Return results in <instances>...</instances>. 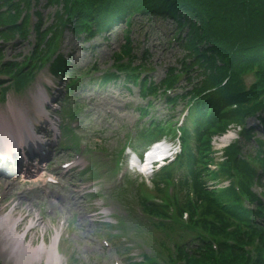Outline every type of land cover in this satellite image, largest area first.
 <instances>
[{
    "label": "trees",
    "instance_id": "obj_1",
    "mask_svg": "<svg viewBox=\"0 0 264 264\" xmlns=\"http://www.w3.org/2000/svg\"><path fill=\"white\" fill-rule=\"evenodd\" d=\"M31 4L32 0H0L2 41L27 38ZM47 4L56 10L45 28L42 12H34L36 43L31 56L2 64L4 47L0 45V72L14 81L16 89L23 88L46 65L55 75L67 73L68 92L60 112L67 121L78 118L83 109L79 102H72V92L86 84L60 50L65 30L91 41L114 25H131L130 19L138 16L148 20L170 18L180 29L188 26L186 35L176 39L185 59L191 60L184 61L182 67L190 71L189 81L191 72L197 70L195 65L203 69L205 79L185 94L192 102L186 122L178 127L173 119L164 122L151 118L138 130L135 141L145 146L179 130L182 151L154 173L151 187L146 180L128 177L121 192H136L144 213L171 219L168 225L160 224L173 241L167 264H264V191L258 195L253 189L264 187V138L257 136V126L248 125V120L256 117L264 129V0H47ZM131 43L127 36L101 83H116L122 78L128 84L138 83L140 65L134 66ZM177 72L176 67L170 68L160 85L173 87L179 79ZM249 75L253 81L248 85ZM6 81L0 79V86ZM139 85L143 97L158 93L159 86L147 76ZM179 98L168 96L167 100L175 105ZM140 111L145 115L148 107ZM231 124L241 126L240 137L225 148L222 160H216L210 140ZM250 145L255 146L254 152ZM209 163H217L218 170L211 171ZM210 180H229L230 185L211 189ZM169 185L174 188L172 195ZM127 264L165 263L146 256Z\"/></svg>",
    "mask_w": 264,
    "mask_h": 264
},
{
    "label": "rangeland",
    "instance_id": "obj_2",
    "mask_svg": "<svg viewBox=\"0 0 264 264\" xmlns=\"http://www.w3.org/2000/svg\"><path fill=\"white\" fill-rule=\"evenodd\" d=\"M35 9L40 10L43 14V26H49L55 6L47 4V0H40L36 6H33V10ZM33 20L36 19L33 18ZM126 29L124 24L115 25L109 33L98 35L91 42L74 36L69 30L63 34L61 51L70 60V65L83 72L97 68L91 72V75L86 74L83 77L84 81H88L86 83L89 86L79 88L72 93L77 97L75 101H81L84 108L80 114L81 119L73 121L71 129H76L74 132L79 133L83 145L97 148L95 150L98 152L82 155L75 148L67 146L70 150H59L55 147L56 155L53 158V166L49 169L38 173L34 168L26 176H21L18 179L0 176V216L10 213V219L15 226H19L18 229L14 228V235L24 237L26 232H29L27 238H23L22 243L25 247H36L44 241L50 243L56 232L60 231L58 252L62 257V264H126L128 255L132 256L134 260H141L142 251L149 253L153 248L159 252L160 257H165L168 254L166 249L168 238L161 231L144 224H142L143 242L132 236L130 231L128 235L132 244L118 240L114 245L108 236L103 234L122 230L120 226L110 227L103 222H114L113 215L124 214V211L123 206L104 196L105 190L111 187L120 175L109 181L107 175H102L104 168L101 167L111 162L123 146H127L128 133L134 134L138 125L148 119V117H140L138 107L146 105L151 99L153 100L151 114L160 118L171 114L177 118L181 115L183 107V103L180 102L174 110H171L168 109L169 106H166L164 99L151 97L142 99L138 87L132 86L130 90H127L123 85L117 86L113 83L103 87H94L93 80L100 79L114 63L113 54L118 52L125 43ZM175 33V25L169 18L147 20L137 17L134 19L130 33L133 41V53L138 62L143 56L145 57L143 60L147 61L148 72L154 81L162 80L167 70L176 66L178 60L183 56L179 45L172 39ZM33 41L34 36L30 38V42L24 41L15 47L7 48L6 58L17 57L16 60L21 61L25 55L30 54ZM90 76L94 79H91ZM0 77H5V75L0 74ZM252 78V75L247 77L248 83L252 81ZM55 82L57 83L56 88H59L61 83L63 86L64 80L54 78L48 66H45L40 70L36 80L24 91L16 92L10 89L7 99L0 100V130H10L15 133L17 129L13 130L11 125L13 121H22L19 113L22 109L29 108L30 118L33 121L38 118L41 114V111H38V101L41 98L39 93L44 88L47 90L52 87ZM186 86V78L183 77L172 93H180ZM58 105H60L59 102ZM12 106L17 111L13 110L16 115L11 112ZM47 115L54 116L55 122L58 123L53 131L52 142L55 143L59 140L60 143L62 141L63 144L72 146L65 138V136L68 137L67 133L64 135L59 131L57 114L54 115L49 110ZM23 128L22 126V130ZM259 130V137L264 138V129L259 128ZM72 135L74 133H71V137ZM229 135H233V137L228 138ZM237 137V132L231 130L219 138L214 147L221 149L230 140ZM253 148L254 146H251L250 150L252 151ZM128 152L129 150H127V154ZM75 155H82L84 162L74 172L59 173L57 184L48 183L46 178L40 179L41 175L51 174L53 171L58 172L55 164ZM91 163L98 167L96 171L98 176L85 181H73L75 173L80 172V169L86 165L90 166ZM125 172L126 174L130 173L129 176L138 182H141L143 178H148L147 186H152L149 176L142 177L139 172L131 171L126 164L121 174ZM89 184H93V186L91 187ZM34 218L35 228L29 231ZM127 223L135 224L132 220H128ZM22 254L21 261L28 264L29 254L27 252ZM72 257L78 260L73 261ZM0 263L15 264L10 257L8 243L1 237V231Z\"/></svg>",
    "mask_w": 264,
    "mask_h": 264
},
{
    "label": "bare ground",
    "instance_id": "obj_3",
    "mask_svg": "<svg viewBox=\"0 0 264 264\" xmlns=\"http://www.w3.org/2000/svg\"><path fill=\"white\" fill-rule=\"evenodd\" d=\"M42 93V92H40ZM14 109L12 108V111ZM21 122H14L15 129L21 130L22 126L24 127L23 130L26 132L30 131L31 122L25 118ZM5 124L4 122H2ZM26 136V135H25ZM228 138L233 137V135L227 136ZM163 147H156L154 150L155 155L161 154L163 152ZM151 154L148 158V163L151 162L154 157ZM35 219L32 221V225L30 227L31 231L35 227ZM14 228L15 224L10 219V213L7 215L0 216V231L1 237L4 239L5 242L8 243V248L10 250V257L15 264H24L21 261V256L23 252H27L30 255V261L28 264H61V257L57 253L58 242L60 239L61 233L57 231L55 237L53 238L51 243H42L38 244L36 247H25L23 246V237L14 235Z\"/></svg>",
    "mask_w": 264,
    "mask_h": 264
}]
</instances>
